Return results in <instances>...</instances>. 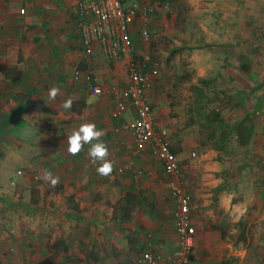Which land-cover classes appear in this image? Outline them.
<instances>
[{
    "label": "rangeland",
    "instance_id": "374dc122",
    "mask_svg": "<svg viewBox=\"0 0 264 264\" xmlns=\"http://www.w3.org/2000/svg\"><path fill=\"white\" fill-rule=\"evenodd\" d=\"M170 1V8L160 14L162 26L156 27L158 36L145 42L133 32L141 40L136 42L138 47L135 43L137 54L133 62L157 84V94L165 96L168 109L164 114L168 123L162 128L167 130L182 164L179 176L173 178L191 200V218L196 228L194 259L198 264H264V196H245L241 190H233L232 194L227 191L229 194L224 198L220 196L222 188L230 185L231 171L264 178V157L257 158L258 169L252 164L257 144L264 147V129L258 130L260 125L264 127V0ZM236 15L241 18L237 34L231 29ZM17 36L10 37L13 59L20 63L27 59L31 64L32 55L26 54L24 58L23 54L29 45L21 43L23 35ZM42 39V36L33 38L30 44L39 45ZM24 72L26 76L27 67ZM18 73V69L10 70L5 77L15 80ZM7 88L10 90L4 95L9 96L10 104H17L22 95L15 90L21 92V86L9 84ZM27 103L39 108L35 101ZM21 108L20 114L24 111ZM46 110L50 109L43 107L37 111L46 113ZM46 115L31 117L24 130L22 125H16L21 117H11L7 122L11 131L0 132V190L36 193L44 182L36 177L27 180L24 170L23 174L17 170L23 167L18 158L25 137L35 138V128L47 130L54 124L52 114ZM31 143L36 145L37 139ZM33 146L31 156L38 154ZM249 161L251 166L247 169ZM11 178L14 184L10 183ZM168 179L170 182L172 178ZM261 184L264 182L259 184L260 189ZM103 215L106 220L110 216L105 212ZM116 216L121 217L119 213ZM132 219L129 218L127 226L103 235L102 231H94L93 235L90 228L68 225L61 231L69 241L59 247L70 249L68 256L83 255H76L71 264H135L142 250V236L129 225ZM0 231L7 234L6 238L0 237V243L1 239L12 243L33 235L35 230L28 223L19 231L3 226ZM85 236H90L89 242ZM66 257L65 262L74 258Z\"/></svg>",
    "mask_w": 264,
    "mask_h": 264
},
{
    "label": "crops",
    "instance_id": "0c3cea01",
    "mask_svg": "<svg viewBox=\"0 0 264 264\" xmlns=\"http://www.w3.org/2000/svg\"><path fill=\"white\" fill-rule=\"evenodd\" d=\"M84 1L0 0V132L11 131L7 129V122L14 116L21 117L17 119L16 125H22L23 130L34 115L44 117V114L51 113L50 119L54 121V124H48L47 130L35 128V138L30 135L25 137L22 155L18 158L23 165L21 169L26 175L24 178L28 180L37 175L39 180L44 181L39 185L40 188L36 193L0 190V226L19 231L24 228V224L31 223L35 230L33 235L23 236L12 243L1 239L0 264H71L77 258L76 255H83L70 252L72 255L68 256L70 249L59 247L69 241L63 235L62 228L81 225L92 229L93 235L94 231H102L103 235L127 226L129 218H133L129 225L142 236V250L151 247L167 254L178 245L175 219L177 208L162 162L152 148L142 154H132L130 146L134 144V134L124 126L133 118L134 112L129 110L124 114L118 113L117 100L109 91L112 87L125 88L128 85L130 60L109 59L99 40H93L91 53L86 52L81 42L78 13L79 4ZM154 3L156 8L150 14V25L156 30V27L162 26L160 14L164 9L157 2ZM82 18L90 20V16ZM240 20L239 15L232 20L231 29L235 34L239 31ZM18 33L23 35L21 43L26 42L30 46L23 54L24 58L26 54L32 55L31 64L27 59L22 63L13 59V50L10 49L13 40L10 37L18 38ZM38 36H42L46 44L42 40L39 45L30 44ZM133 36L135 43L141 41L136 39L135 34ZM26 67L28 73L25 76ZM14 69L19 70L16 82L5 77L7 72ZM36 69L38 72L34 71ZM9 84L20 85L22 89L21 92L15 90L22 95L15 105L10 104L8 95H4L6 90H10L6 89ZM156 85L152 81L147 87V94L151 104L155 105L153 108L158 125L165 127L168 119L164 111L168 108L165 96L157 94ZM53 86L59 87L60 94L55 102H50L48 91ZM93 86H100L102 93H94ZM68 97L72 98L73 105L71 109L65 110L60 107V103ZM5 101L8 105H3ZM31 101H35L39 108L27 103ZM21 107L24 108L22 114ZM43 107L50 110L38 113L37 110ZM84 122H95L104 133L101 140L107 144L109 159L114 165L109 176H101L96 172V165L91 163L87 155L89 145H84V150L75 156L67 152V136ZM263 129L260 125L258 130ZM255 137L254 146L257 144ZM35 139L37 143L33 146L31 141L35 142ZM32 146L38 152L33 156L30 151ZM254 151L252 164L258 169L257 158L264 157V147L257 144ZM250 166L249 161L246 168L250 169ZM47 171L58 177V183L52 185L50 180L44 178ZM243 173L231 171L230 187L225 185L222 188V198L229 194L227 191L232 194L233 190H241L245 196H264V185L258 188L264 178L260 175L252 176L250 172L246 175ZM143 198L147 205H142ZM20 207L21 210L18 209ZM104 212L110 215L107 220ZM116 213L121 217L116 216ZM135 213L136 217L133 215ZM5 235L0 231V237L6 238ZM89 240L90 236H85V241ZM9 245L13 247L6 249ZM14 246L18 249H14ZM10 252L13 254L10 255ZM65 257L74 258L65 262Z\"/></svg>",
    "mask_w": 264,
    "mask_h": 264
},
{
    "label": "built area",
    "instance_id": "2783aa9c",
    "mask_svg": "<svg viewBox=\"0 0 264 264\" xmlns=\"http://www.w3.org/2000/svg\"><path fill=\"white\" fill-rule=\"evenodd\" d=\"M154 1L163 9L170 8V0L81 2L78 10L81 42L87 53L93 50V40H99L109 59L130 60L128 85L125 88L112 87L109 91L117 99L118 113L122 114L130 107L134 108L133 118L124 126L134 134V144L130 146L132 154H142L146 149L152 148L162 162L165 175L172 178L169 187L172 189L174 200L177 201L175 219L178 245L167 254L148 247L138 254L135 264H198L194 259L196 228L191 218L190 196L175 180L180 174L179 158L172 149V140L167 130L158 125L156 113L149 100L147 87L151 84V77L133 62L137 54L133 32L136 31L139 38L145 42L159 35L150 25V14L156 8ZM84 16H90V20L86 21L82 18ZM92 90L96 94L103 91L100 86H93ZM17 173L23 174V171L18 170ZM10 183L14 184L15 180L11 178ZM145 253L150 254V261L144 259Z\"/></svg>",
    "mask_w": 264,
    "mask_h": 264
},
{
    "label": "clouds",
    "instance_id": "9594fccd",
    "mask_svg": "<svg viewBox=\"0 0 264 264\" xmlns=\"http://www.w3.org/2000/svg\"><path fill=\"white\" fill-rule=\"evenodd\" d=\"M60 94L59 87H50L48 91V100L55 102ZM73 100L71 97L64 99L60 107L69 110L72 108ZM103 131L97 128L95 122H84L67 136V152L73 156L80 154L84 150V145H89L87 155L93 165H96V172L101 176H109L113 170V162L109 159V149L107 144L101 140ZM46 180H50L52 185L58 183V177L51 171L44 174ZM145 260H151L150 254H144Z\"/></svg>",
    "mask_w": 264,
    "mask_h": 264
},
{
    "label": "trees",
    "instance_id": "16d2710c",
    "mask_svg": "<svg viewBox=\"0 0 264 264\" xmlns=\"http://www.w3.org/2000/svg\"><path fill=\"white\" fill-rule=\"evenodd\" d=\"M114 97H115V96H114ZM115 98H116V97H115ZM116 100H117V99H116ZM116 104H117V103H116ZM153 109H154V108H153ZM129 110L134 112V108H133V107H130L127 111H129ZM127 111H125V112H127ZM125 112H124V113H125ZM124 113H122V114H124ZM214 147H218V146L215 145ZM218 148H219V147H218ZM172 149H173L174 153L177 154V153H176V150L173 148V145H172ZM177 155H178V154H177ZM19 170H22V169L19 168ZM12 179H13V178H12Z\"/></svg>",
    "mask_w": 264,
    "mask_h": 264
}]
</instances>
